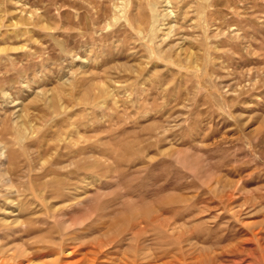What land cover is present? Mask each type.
<instances>
[{
    "label": "rangeland",
    "instance_id": "374dc122",
    "mask_svg": "<svg viewBox=\"0 0 264 264\" xmlns=\"http://www.w3.org/2000/svg\"><path fill=\"white\" fill-rule=\"evenodd\" d=\"M96 248L264 264V0H0V264Z\"/></svg>",
    "mask_w": 264,
    "mask_h": 264
},
{
    "label": "bare ground",
    "instance_id": "6f19581e",
    "mask_svg": "<svg viewBox=\"0 0 264 264\" xmlns=\"http://www.w3.org/2000/svg\"><path fill=\"white\" fill-rule=\"evenodd\" d=\"M63 220V219H62ZM60 221V220H59ZM144 228V227H143ZM61 232V231H60ZM67 232H69V231H67ZM66 232V233H67ZM63 233H65V232H63ZM65 233V234H66ZM73 233V232H72ZM62 234V233H61ZM76 234V233H75ZM78 236V235H77ZM65 237V236H64ZM75 237V236H74ZM61 238V237H60ZM62 239V238H61ZM73 241V240H72ZM75 241V240H74ZM57 242V241H56ZM67 242V241H66ZM109 242V241H108ZM50 243V242H49ZM51 244V243H50ZM66 244H68V243H66ZM103 243L101 242L100 243V245H102ZM90 245V244H89ZM62 246V245H61ZM65 246V245H64ZM99 246V245H98ZM53 247V246H52ZM102 247V246H101ZM60 248V247H59ZM67 248V247H66ZM80 249H81V247H80ZM74 250H76V249H74ZM52 252H54L56 255H57V252L55 251V250H51ZM59 253H60V251H59ZM63 253V252H62ZM73 253V252H72ZM102 253H104V250H102V248H100V249H98V248H96L95 250H92V251H89V252H87V253H84V254H82L83 255V257L81 258V259H79L78 260V264H81V263H83L84 261H86L87 260V258H90L89 256H92V258L93 259H90L91 261H97L98 260V258L100 257V255L102 254ZM74 254V253H73ZM63 255V254H62ZM67 255V254H66ZM13 258H15L16 259V257H19L18 255H16V254H13ZM21 256V255H20ZM23 256H26V255H23ZM26 258V257H25ZM253 258V257H252ZM19 259V258H18ZM56 261L58 262V260H57V258H56ZM8 262V261H7ZM76 263V262H75ZM46 264V263H45ZM56 264V263H55ZM89 264H92V262L91 263H89Z\"/></svg>",
    "mask_w": 264,
    "mask_h": 264
}]
</instances>
